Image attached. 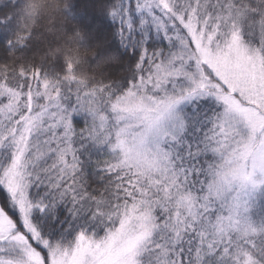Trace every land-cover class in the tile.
I'll list each match as a JSON object with an SVG mask.
<instances>
[{
  "label": "snow or ice",
  "instance_id": "1",
  "mask_svg": "<svg viewBox=\"0 0 264 264\" xmlns=\"http://www.w3.org/2000/svg\"><path fill=\"white\" fill-rule=\"evenodd\" d=\"M15 16L0 264H264V0H22ZM45 33L56 59L29 67Z\"/></svg>",
  "mask_w": 264,
  "mask_h": 264
},
{
  "label": "trees",
  "instance_id": "2",
  "mask_svg": "<svg viewBox=\"0 0 264 264\" xmlns=\"http://www.w3.org/2000/svg\"><path fill=\"white\" fill-rule=\"evenodd\" d=\"M22 0H0V59H6V53L3 55V49H9L8 40L13 36L16 30V16L15 11L19 7ZM74 5H81L87 2V0H72ZM5 16H10V19L5 20ZM96 19L101 23H105V18L102 16H97ZM111 23V21H107ZM34 49H29L27 54H31ZM19 53V51L17 52ZM86 114L73 113L72 120L74 126L77 128L83 127L85 123ZM82 167L85 171L90 183L94 186L99 187V184L103 182L98 179L101 174L100 169L95 168V161L103 159L105 154V149L103 146H96L94 144H86L84 148L80 149ZM68 205L61 203L57 206L56 209V221H53L56 224L64 216L69 215L67 209ZM39 215V213H37ZM66 227V225H64Z\"/></svg>",
  "mask_w": 264,
  "mask_h": 264
},
{
  "label": "clouds",
  "instance_id": "3",
  "mask_svg": "<svg viewBox=\"0 0 264 264\" xmlns=\"http://www.w3.org/2000/svg\"><path fill=\"white\" fill-rule=\"evenodd\" d=\"M46 36H48V39H45L44 37H41V43L40 46L37 48V50L31 52V54L28 55L25 63L30 67L32 64H36L37 66H46L48 63H51L52 61H55L56 56L53 55V52L55 51L56 42L51 39V35L48 33H45ZM60 46L62 47H69V48H75L76 45H69L66 44V38L62 39L60 42ZM94 49H81V55H91L92 52H94ZM21 53H17L14 51L9 52V56L16 58L21 56ZM9 67H11V61H9ZM78 71L81 73L84 72H91L92 69L88 67V65H83Z\"/></svg>",
  "mask_w": 264,
  "mask_h": 264
}]
</instances>
